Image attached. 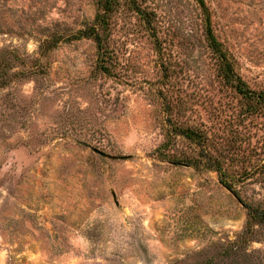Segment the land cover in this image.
<instances>
[{"label":"rangeland","instance_id":"374dc122","mask_svg":"<svg viewBox=\"0 0 264 264\" xmlns=\"http://www.w3.org/2000/svg\"><path fill=\"white\" fill-rule=\"evenodd\" d=\"M139 1L152 23L120 6L110 77L94 39L75 37L95 21L98 0H0V264H264V222L250 217L264 207V169L238 182L242 200L216 170L156 154L161 89L187 101L193 121L216 122L204 9ZM204 1L238 73L264 86V0ZM261 134L230 171L264 163Z\"/></svg>","mask_w":264,"mask_h":264},{"label":"trees","instance_id":"16d2710c","mask_svg":"<svg viewBox=\"0 0 264 264\" xmlns=\"http://www.w3.org/2000/svg\"><path fill=\"white\" fill-rule=\"evenodd\" d=\"M197 1L204 9V36L215 60L219 80L221 98L218 107L212 111L216 122L208 124L204 120L200 123L193 121L189 115L191 109L188 102L161 89L160 99L165 104L166 113L165 138L156 149V154L159 159L170 163L216 170L221 183L242 199L238 182H247L250 178L261 175L264 163L254 165L240 174L230 171L226 163L232 156L236 158L240 154L243 161L251 158L256 149L248 145L259 130L262 132L260 139L263 141L260 147L264 150V86L252 88L238 73L235 60L214 32L205 1ZM123 4L151 25L152 18L142 9L139 0H98L99 12L95 21L75 35L76 38L94 39L98 48L97 68L110 77L117 76V57L110 41L113 17ZM160 44L158 41L157 47L159 46L162 54L163 48ZM170 81L171 76L167 72L162 84L166 86ZM180 141L187 142L193 150L184 151L179 146ZM250 217L263 223L264 207H251Z\"/></svg>","mask_w":264,"mask_h":264},{"label":"water","instance_id":"95a60500","mask_svg":"<svg viewBox=\"0 0 264 264\" xmlns=\"http://www.w3.org/2000/svg\"><path fill=\"white\" fill-rule=\"evenodd\" d=\"M97 152H99V153H101V154H104V155H106V153H105V152H103V151H101V150H97Z\"/></svg>","mask_w":264,"mask_h":264}]
</instances>
